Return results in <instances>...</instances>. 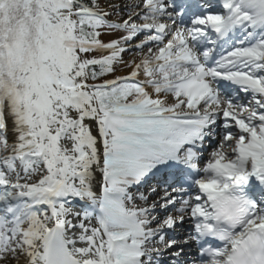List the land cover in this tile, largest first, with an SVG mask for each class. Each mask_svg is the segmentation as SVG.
Listing matches in <instances>:
<instances>
[{"label": "snow or ice", "instance_id": "6c2138e0", "mask_svg": "<svg viewBox=\"0 0 264 264\" xmlns=\"http://www.w3.org/2000/svg\"><path fill=\"white\" fill-rule=\"evenodd\" d=\"M251 176L264 0H0V264H233L264 204L222 247L210 217Z\"/></svg>", "mask_w": 264, "mask_h": 264}, {"label": "clouds", "instance_id": "9594fccd", "mask_svg": "<svg viewBox=\"0 0 264 264\" xmlns=\"http://www.w3.org/2000/svg\"><path fill=\"white\" fill-rule=\"evenodd\" d=\"M233 151L232 148H223L222 153L225 155ZM215 159V157H211ZM203 171V170H202ZM203 179H218L224 183L222 176L209 170L204 173ZM241 191L237 186L229 185V190L223 196L218 197L215 201L214 216L210 217L214 223V230L207 233L208 236L219 239L223 236L225 240L232 238L235 228L239 227V223L246 217L247 204L241 199ZM231 229L229 231H221V229ZM226 255H233V264H264V233H256L251 241L245 242L235 254L229 252ZM226 258V257H225Z\"/></svg>", "mask_w": 264, "mask_h": 264}, {"label": "bare ground", "instance_id": "6f19581e", "mask_svg": "<svg viewBox=\"0 0 264 264\" xmlns=\"http://www.w3.org/2000/svg\"><path fill=\"white\" fill-rule=\"evenodd\" d=\"M182 172H183V169H182ZM186 172H187V171H186ZM183 173H184V172H183ZM249 180H252L251 177L249 178ZM185 230H186V231L188 230V229H187V226L185 227ZM190 253H191L192 256H194V255L196 254L195 252H192V251H190ZM192 256H191V257H192ZM188 257H190V256H188ZM188 264H191V262L188 261Z\"/></svg>", "mask_w": 264, "mask_h": 264}, {"label": "rangeland", "instance_id": "374dc122", "mask_svg": "<svg viewBox=\"0 0 264 264\" xmlns=\"http://www.w3.org/2000/svg\"><path fill=\"white\" fill-rule=\"evenodd\" d=\"M128 58H129V56L126 54V55H125V59H128Z\"/></svg>", "mask_w": 264, "mask_h": 264}]
</instances>
